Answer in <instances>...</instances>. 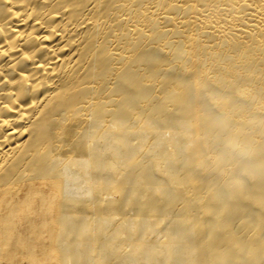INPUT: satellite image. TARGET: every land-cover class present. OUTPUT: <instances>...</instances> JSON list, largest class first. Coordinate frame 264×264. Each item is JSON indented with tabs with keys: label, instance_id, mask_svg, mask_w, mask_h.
Returning <instances> with one entry per match:
<instances>
[{
	"label": "bare ground",
	"instance_id": "1",
	"mask_svg": "<svg viewBox=\"0 0 264 264\" xmlns=\"http://www.w3.org/2000/svg\"><path fill=\"white\" fill-rule=\"evenodd\" d=\"M0 264H264V0H0Z\"/></svg>",
	"mask_w": 264,
	"mask_h": 264
}]
</instances>
